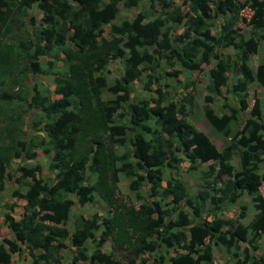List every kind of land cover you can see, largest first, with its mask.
Here are the masks:
<instances>
[{"label": "trees", "instance_id": "obj_1", "mask_svg": "<svg viewBox=\"0 0 264 264\" xmlns=\"http://www.w3.org/2000/svg\"><path fill=\"white\" fill-rule=\"evenodd\" d=\"M138 2L0 0V194L6 181L13 179L17 187L12 196L25 201L20 219L10 213L15 202L5 204L9 211L3 222L14 238L2 237L0 227V264H14L12 255L24 252L30 257L28 264H63L61 251L70 247L73 255L68 264H159L149 257L159 249H175L169 264H215L213 243L229 253L245 243L243 257L234 254L232 264H264V253H250L259 250V240L264 239V194L260 192L264 173L258 172L264 163V111L244 118L219 149L186 119V105L169 100L162 88L155 97L132 102L130 96L131 83L147 70L144 88L150 90L165 75L181 73L175 62L189 71L200 70L199 55L218 58L217 48L232 47L235 59L222 55L209 68L203 108L212 127L228 135L230 125L240 122L248 108V85L257 82L264 88V62L255 71L248 63L264 35L245 38L235 27L248 7L249 25L254 31L263 29L264 0H182L181 4L151 0L148 10L116 20L120 3L132 7ZM34 4L42 13L39 23L27 21ZM206 5L212 6L214 14L225 16L218 35L210 30ZM150 10L154 17L148 19ZM175 24H182L183 31L172 38ZM41 56L59 58L62 65L56 67L49 60L44 67ZM117 59L123 61L122 73L109 83L105 70ZM162 59L171 70L158 69ZM230 72L239 75L228 88L238 96V106L224 104L227 112L219 115L209 103L212 93L220 94L227 85ZM30 73H53L58 97H52L50 88L40 81L29 92ZM104 92L112 96L104 99ZM183 100L192 104L193 96ZM30 111L35 117L28 122ZM39 127L45 135L36 132ZM116 147L123 150L117 152ZM237 148L242 149L241 169L233 175L231 159ZM38 149L51 153L52 182L44 178L40 163L11 169L13 159H35ZM184 160L194 171L202 163H215L207 171L211 180L194 197L188 195L184 181L173 175L163 185L167 167ZM120 175L130 179L128 187L137 204L124 199L118 186ZM145 183L148 196L158 199L148 200L141 192ZM243 193L251 196L256 211L249 223L240 221L243 211L234 219L213 216L196 221L204 203L214 206L211 214L215 215ZM97 197L106 203L105 214H78L68 227L72 208ZM166 198L170 210L163 207ZM183 201L193 207L192 213L180 206ZM88 240L93 242L92 250ZM107 240L124 251L123 260L102 250Z\"/></svg>", "mask_w": 264, "mask_h": 264}, {"label": "rangeland", "instance_id": "obj_2", "mask_svg": "<svg viewBox=\"0 0 264 264\" xmlns=\"http://www.w3.org/2000/svg\"><path fill=\"white\" fill-rule=\"evenodd\" d=\"M151 0H139L138 4L132 7H124L122 3H120V10L118 14L117 21L123 19V18H133L138 12L148 10V6L150 4ZM177 4H181L182 0H175ZM241 2L244 1H250V0H239ZM183 10H186V7H183ZM205 11L208 17V22L210 23V30L214 35H218L222 25L224 24L225 16L223 15H216L213 13L212 6L206 5ZM251 10L250 8L246 7L244 8L235 24V27L238 28V32L240 35H242L245 38H248L253 35L257 34H263L264 35V28L253 30L252 27L249 25V18L251 16ZM149 15H147L148 19H151L154 17V11L150 10L148 12ZM41 10L37 7L36 4L32 6V8L29 10V17H27V21L29 22L31 19L34 20L36 23H39L41 20ZM105 30H108V26H106ZM183 31V25L182 24H175L172 31L171 36L172 38L176 36L177 34L182 33ZM255 32V33H254ZM69 35L71 32L68 33ZM216 53L219 57L222 55H230L233 59H235V49L232 47L229 48H217ZM218 57V58H219ZM198 58L201 61V68L200 70L196 71H189L187 69L182 68L178 62H175L174 67L179 69L181 68V73L177 77L173 76H164L159 81H155L152 85L150 90H145L144 84L146 81V74L149 73V71H145L141 78L138 80H134L130 85V96L131 101H137L141 98H150L155 97L157 95V89L162 88L169 94V100H174L176 102L184 103L186 105V112L185 117L186 119L194 124L197 129L199 130L200 134L205 135L211 139V141L219 148L225 146V144L234 136L236 131L239 129V127L242 125L243 119L246 117H249L251 114H253L255 111L260 110L261 112L264 111V88L259 85L257 82H253L248 85L247 88V95L246 99L248 101V108L244 110L240 115V122L234 123L230 125L229 133L228 135H225L222 132L217 131L212 125L209 123V121L206 119L203 108L205 106V100L204 96L208 93L207 91V85L209 83V76L208 71L209 68H211L216 60L218 58L215 57H207L206 59L200 58V55ZM49 60H52L54 63V66L60 67L62 65L61 59H52L50 56H41L40 57V63L42 66L47 67V62ZM264 62V40H261L259 43V47L257 49L256 53L250 54L249 56V65L251 68L255 71L258 64ZM156 65V63H154ZM123 69V61L121 59H117L115 61H111L107 69L105 70V75L107 77V80L109 83H112L115 79L119 78L121 76ZM158 69L164 73L166 71L171 70L172 68L166 63L164 59H162L158 63ZM239 75L237 73H228V83L226 86L221 88L220 94L212 93L213 96V102L209 103V105L214 109V111L217 114H222L227 112V109L222 107V105H232V106H238V96L233 95L231 92H229V87L236 81V78ZM37 81L43 82L45 85H47L51 92L52 97L56 98L57 95L54 93V74L53 73H30L27 78V85L29 87V92H31V88L33 84ZM186 83L188 86H186ZM192 95L193 96V102L192 104L186 103L183 100L184 96ZM112 95L109 92H104L101 97L108 98ZM35 117L34 111H30L26 115V119L28 122H31ZM30 130L29 128H27ZM40 134L45 135V130L43 127H39L38 131ZM29 133H31L29 131ZM129 137V135H127ZM123 150L122 147H116L117 152H121ZM242 149L237 148L234 151V155L231 159V165L233 169V175L235 172L239 171L241 169L240 166V158H241ZM51 161V153L46 154L42 149L37 150V157L35 159L31 160H20V159H13L11 163V169H15L20 165H26L30 166L35 163H40L43 167V176L48 182H52L54 177V172L49 170L48 165ZM209 165H215L212 161L202 163L197 170H191L189 167V163L184 160L182 161L178 166L176 167H167L164 175V181L163 185L165 186L166 180H168L171 175L180 178L184 181L186 190L188 192L189 196L194 197L199 189H202L206 186V183L211 180L212 176H209L207 171L209 170ZM10 171H13L11 170ZM259 173H264V163H261L258 169ZM90 181L95 180L94 175H90ZM130 179L126 178L123 175H120V180L118 183V186L121 190V193L124 197V199H130L134 203L137 204L136 201V195L133 191H131L128 187ZM17 185L14 182L13 179H9L6 181V190L0 194V204L6 203L11 204L15 202L16 206L14 208V215L19 218L21 213V199H16L11 195V191L16 188ZM141 192L146 196L148 200H152V198L158 199L159 197H152L150 198L149 195V184L145 183L143 187L141 188ZM260 192L264 194V181L262 182V185L260 187ZM24 201V200H23ZM163 207L165 209L170 210L171 209V202L168 198L164 199L162 201ZM4 206V205H1ZM180 206L188 213H192L191 206H188L184 201L181 202ZM242 206H245V209H242ZM214 209V206L206 202L204 203V206L202 207V216L198 218L196 221H201L203 219H211L213 216H219L221 218L225 219H234L237 218L240 212H244L245 216L240 219L241 222L247 224L252 219L253 215L255 214V209L253 206V201L251 199V196L247 195L246 193H243L242 196L234 203L232 204H225L222 205L220 209H218L215 213V215L211 211ZM106 211V203L102 198L97 197L96 200L92 203H88L84 206H81L79 204L75 205L71 210V218L67 222L68 227L71 228V222L73 218L78 214H83L84 216H90L94 212H98L100 214H105ZM1 221V219H0ZM100 229L95 232V235L98 236L100 233ZM1 234L2 237H10L12 236V233L10 230L6 227L1 228ZM260 241V248L257 251H251L252 256H260L264 253V239L259 240ZM2 242V241H1ZM66 242L69 244V241L66 240ZM88 247L90 250L93 249V242L91 240L87 241ZM70 246V245H69ZM246 246L245 243H239L236 247L232 248L231 253L227 252L225 248L219 244L213 243V255H214V263L215 264H232L235 260L234 254L243 257V248ZM71 248V247H70ZM65 249L62 250V257H63V264H68L72 258V248L71 249ZM102 250L109 253L112 252L114 255L119 259H124L125 253L124 251L113 248L111 240H107L103 246ZM175 253V249H169V251H165L164 249H159L158 251H155L152 253L150 257L151 260L155 259L159 261V264H169L168 258L170 255H173ZM25 255H14V264H28V261L26 260L21 261V259ZM26 258V257H25ZM83 264V263H79ZM204 264V263H203Z\"/></svg>", "mask_w": 264, "mask_h": 264}, {"label": "crops", "instance_id": "obj_3", "mask_svg": "<svg viewBox=\"0 0 264 264\" xmlns=\"http://www.w3.org/2000/svg\"><path fill=\"white\" fill-rule=\"evenodd\" d=\"M54 89H55V86H54ZM57 97H58V96H57ZM5 190H6V184H5V189L2 191V193H3ZM2 193H1V194H2ZM11 195H12V191H11ZM20 201H22V204H21V213H20L19 218L16 217V216L14 215V213H13L14 208H15L16 205L13 207L12 210H10V213H11L16 219H20V218L22 217L23 210H24V209H23V206H24V204H25V201H23V199H21ZM5 204H6V203L0 204V219H1V221H0V227H1V228H2L3 226L6 227V228H8L7 225L4 224V222H3L4 213L7 212V211H9V210L6 208ZM1 205H4V206H1ZM8 229H9V228H8ZM9 230H10V229H9ZM10 232L12 233L11 230H10ZM9 238H11V239L14 238L13 233H12V236H10ZM22 254L25 255V256L21 259V261L24 262V260H26V262L28 261V263H29V261H30V257L28 256V254L25 253V252L22 253ZM22 254H21V255H22ZM14 255H15V254L12 255V259L14 258ZM17 255H18V254H17ZM25 257H26V258H25ZM13 262H14V260H13Z\"/></svg>", "mask_w": 264, "mask_h": 264}]
</instances>
